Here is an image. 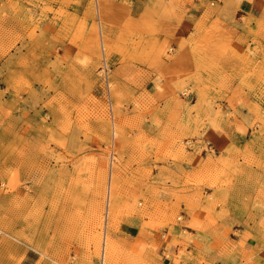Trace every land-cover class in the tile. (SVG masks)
I'll return each mask as SVG.
<instances>
[{
    "label": "rangeland",
    "instance_id": "1",
    "mask_svg": "<svg viewBox=\"0 0 264 264\" xmlns=\"http://www.w3.org/2000/svg\"><path fill=\"white\" fill-rule=\"evenodd\" d=\"M116 2L0 0V264H264V0H200L151 80Z\"/></svg>",
    "mask_w": 264,
    "mask_h": 264
},
{
    "label": "crops",
    "instance_id": "2",
    "mask_svg": "<svg viewBox=\"0 0 264 264\" xmlns=\"http://www.w3.org/2000/svg\"><path fill=\"white\" fill-rule=\"evenodd\" d=\"M130 1L133 2L131 5L120 2L113 4V12L107 13L106 17L115 19L116 26L126 28L128 32L150 34L159 39L156 42L145 43V47L142 48L144 51L141 54L145 61L142 67L148 76L145 79H152L149 76L152 71H164L175 65L164 54L168 46L175 51H180L182 57L179 59L181 60L179 65L183 66V70H188L193 65L192 56L197 54L192 52L191 43L187 40L192 38L195 24L199 22L204 13L200 0H182L185 4L179 11L163 7L156 9L148 4L151 0ZM130 65L132 64H127L128 67H131ZM135 67L136 64L133 65V68ZM249 252L264 256V252L256 247H251Z\"/></svg>",
    "mask_w": 264,
    "mask_h": 264
},
{
    "label": "built area",
    "instance_id": "3",
    "mask_svg": "<svg viewBox=\"0 0 264 264\" xmlns=\"http://www.w3.org/2000/svg\"><path fill=\"white\" fill-rule=\"evenodd\" d=\"M190 141V140H189ZM189 141H187V142H189ZM190 144V143H189ZM208 145H210V144H207V151L208 152H212L214 149L212 148V146H208ZM179 219H181V217H179ZM162 254H163V256H164V258L165 259H170L171 257H170V253L168 252V249H167V247H165V248H163V250H162Z\"/></svg>",
    "mask_w": 264,
    "mask_h": 264
},
{
    "label": "bare ground",
    "instance_id": "4",
    "mask_svg": "<svg viewBox=\"0 0 264 264\" xmlns=\"http://www.w3.org/2000/svg\"><path fill=\"white\" fill-rule=\"evenodd\" d=\"M101 48H102V52L104 53L105 51H104V48H103V46H101ZM114 134H115V132H114ZM114 137V136H113ZM111 175H109V177H110ZM108 188V187H107ZM109 193H110V191H109ZM107 195V194H106ZM105 195V196H106ZM110 197V196H109ZM104 198H106V197H104ZM111 198V197H110ZM110 198H108V206L110 205ZM105 203V202H104ZM106 208H108V207H106ZM106 211H108V210H106ZM105 212V211H104ZM106 216H107V214H106ZM105 220V219H104ZM8 232H9V230H8ZM102 237V236H101ZM107 237V236H106ZM108 238V237H107ZM110 238V237H109ZM102 239V238H101ZM103 239H104V237H103ZM103 241V240H102ZM109 243V242H108ZM102 245V244H101ZM102 247V246H101ZM105 249H106V245H104V247H103V250L105 251ZM102 254H103V252H102ZM105 254V253H104ZM101 256H103V255H101ZM103 258V257H102ZM101 262H102V260H101ZM102 264V263H101Z\"/></svg>",
    "mask_w": 264,
    "mask_h": 264
}]
</instances>
